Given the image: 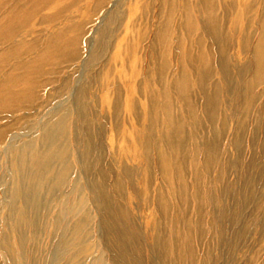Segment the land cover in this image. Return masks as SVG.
<instances>
[{
	"label": "rangeland",
	"instance_id": "374dc122",
	"mask_svg": "<svg viewBox=\"0 0 264 264\" xmlns=\"http://www.w3.org/2000/svg\"><path fill=\"white\" fill-rule=\"evenodd\" d=\"M100 1L84 0L58 21L84 27L92 17L82 32L76 66L63 65L52 75L38 77L53 83L36 91L40 99L32 111L0 114V129L24 118L22 126L0 139V264H97L99 260L118 264L103 226L105 207L98 199L103 192L93 188L94 183H102L100 173L106 177L107 203L145 244L152 264H169L165 243L170 225L179 228L185 248L176 253L175 264H264V116L258 121L264 79L255 87L254 72L256 45L264 33V0H108L105 8L95 11ZM212 19L218 21L217 28L208 25ZM38 22L35 18L30 26L44 29ZM100 29L106 34L104 47L97 49ZM201 51L210 53L212 62L205 91L207 95L216 92L215 125L207 120L209 111L195 93ZM222 62L229 72L227 78ZM185 67L188 94H192L189 100L202 122L194 123L174 86ZM61 74L69 75L70 86L56 97ZM168 105L175 107L183 123L182 134L173 143L164 132ZM66 110L70 114L66 158L74 171L51 201L47 222H53L58 207L65 206L68 214L70 206L78 208L81 197L85 198L87 234L78 239L80 247L75 249L79 252L72 261L69 256L57 259L60 232L43 233L37 247L27 243L21 248L11 233L10 217L13 195L27 179L23 172L15 173L14 165L25 150L40 149L43 128ZM208 141L215 145L217 155L213 165L204 168ZM88 144L99 159V169H88ZM164 162L171 164L172 191L163 177ZM124 170L131 173L129 181ZM248 179L249 201L240 204ZM196 182L201 196H206L199 228ZM181 186L186 192H181ZM158 191L168 195L170 221L165 222L159 210ZM17 205L23 206L20 201ZM235 211L239 213L235 232L242 233L236 243L231 220ZM66 218L64 225L69 228L75 220ZM159 236L163 243L157 253L154 245ZM12 250L19 256L14 257Z\"/></svg>",
	"mask_w": 264,
	"mask_h": 264
},
{
	"label": "bare ground",
	"instance_id": "6f19581e",
	"mask_svg": "<svg viewBox=\"0 0 264 264\" xmlns=\"http://www.w3.org/2000/svg\"><path fill=\"white\" fill-rule=\"evenodd\" d=\"M82 2H84V0H70L66 4H64V0H0V114L11 113L12 116H15L17 113L32 111V107H36L37 101L40 99L36 91L53 83V80H38V77L52 75L55 70L59 69L60 71L63 65H71L73 68L76 66L79 60L78 46L81 41L82 32L87 25H90L92 17L88 19L89 21L87 24H85L86 22L83 23V25L85 24L84 27L74 25L68 20L69 18L66 19L68 21L65 20L66 23L64 25L59 24L58 21H60L69 10L78 7ZM107 2L108 0L100 1L97 6H95V11L105 8ZM35 18L38 19V23H40L41 28L44 27V29L38 30L39 28L37 26H30V23ZM208 25L217 28L218 21L212 19ZM192 26L195 30L196 26L191 23V27ZM99 33L100 37H97V49L103 46V36L106 34V30L99 31ZM99 53L100 51L93 53L88 60L90 61L92 57L94 58L95 54L98 56ZM254 60V68H256V71H254L256 74L255 87H259L262 85L264 79L263 31L256 45ZM198 62L199 70L197 71L198 78L195 84V93H197L200 100L205 103V110L207 109L209 111L207 120L214 123L216 120L215 107L217 106L216 92L213 95H207L208 93L205 91L207 87L206 82L209 80L212 72L210 53L201 51ZM224 64V62L221 64L222 74L227 78L229 72ZM182 71L181 78L175 80V89L182 103L188 106L191 112V118L195 121L194 123L202 122L200 117L196 115L194 104L189 100V97L192 96V94H188V83L186 81L189 72L186 67L183 68ZM60 76H62V74ZM68 76L69 75H64L60 77L59 86L57 90L54 91L56 97L68 91L70 86ZM168 103H170V101H168L167 104ZM263 111L264 104L261 108L258 121L263 118ZM23 119V117L17 118L13 123L3 125L0 129V139L3 137L6 138V136H8L14 128H17L18 125L22 126L20 122ZM69 122L70 114L68 110H66L43 128L39 150L34 148L33 151H31L28 149L20 154L19 162L14 165V171L16 174H21L23 172L24 174L21 175H25L27 179L26 181L23 180V184L19 188L20 192L13 195L14 205L10 210V217L13 221L11 233L19 239L18 244L21 248L27 243H33L37 247L39 245V238L43 233L51 234L60 232L62 240L58 244L59 256L57 259L61 260L69 256L68 261H72L79 252L78 249H75L78 246L80 247V241L78 239L85 238L87 234H85L84 231L89 224V215L84 212L85 198L81 197L78 202V208H76V206H70V208H68V210L70 209L69 215L64 211L65 206L62 205L58 207L57 216H55L53 222L51 224L47 222L51 210V201L55 199L58 194H60L63 187L69 183L68 178L74 171L72 163L66 158L69 141L67 132ZM255 128L258 130L257 127ZM182 130L183 123L177 110L174 106H169L165 117V135L170 138V142L173 143V141H175L174 139H176L177 142L182 134ZM91 140H93L92 135L89 141L91 142ZM204 152V168H208L213 165L217 155L215 145L208 141V144L204 148ZM95 157L94 148L88 144L85 159L88 163L89 170H93L94 168L97 169V167L98 169L100 168L99 159ZM223 167L225 169V166ZM256 171L258 173V171H260L259 168L256 167ZM242 173L245 175L243 171ZM124 176L126 180L129 181L131 179L130 171H125ZM99 177L103 179H101L102 183H99V185L101 184L102 186L94 183L93 188L95 190L100 189L103 192L102 195H98L99 201L102 202V205L105 207L102 217L103 226L108 245L110 249L114 251L116 261L118 264H152L146 257L145 244L143 245L140 239H138L123 222H120L119 213L116 212L115 215L113 206L111 207L109 203H107L105 192L107 191V186L104 182L106 177L104 173H100ZM163 177L165 178V183L168 185L169 190L172 191L171 164L169 162L163 163ZM249 181L250 179H248L240 193L242 197V202L240 204L249 201ZM197 185L196 182L195 203L198 217L197 227L199 228L202 223L201 216L203 217V215H201V210L206 204V196H201V192L199 193ZM184 191L186 192V189L182 187L181 192L183 193ZM156 200L165 222L167 220L170 221L168 217L170 216L168 195L163 191H158L156 193ZM19 201L23 206L20 207L17 205ZM107 210H111L109 211L110 214H107ZM66 217H69V221L75 220L69 228L67 225H64ZM238 219L239 213L235 211L231 219L233 222L232 227H234V229H232V239H234V243H236L235 240L241 239L242 234L235 232ZM196 230L195 228L190 229V236H194ZM181 235L177 226L170 225V236L165 243L166 258L169 264H175L177 252L179 253L180 251L182 253L185 251L184 244L181 241ZM162 241L163 239L159 236L154 245L157 253L161 251L159 248L163 243ZM10 250L11 249H9V251ZM11 254L14 257L19 256L18 251L16 252L15 250H12ZM208 254V259L210 260L212 256L210 255L211 250H208ZM97 264L106 263L104 260H99Z\"/></svg>",
	"mask_w": 264,
	"mask_h": 264
}]
</instances>
